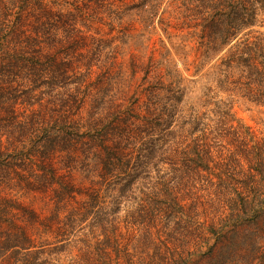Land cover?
<instances>
[{"label":"rangeland","instance_id":"374dc122","mask_svg":"<svg viewBox=\"0 0 264 264\" xmlns=\"http://www.w3.org/2000/svg\"><path fill=\"white\" fill-rule=\"evenodd\" d=\"M141 1L44 0L56 18L59 13L62 18L53 26L49 43L43 36L31 48L30 53H35L34 59L31 58L36 63V82H28L32 76L19 64V59H0V165L3 164L0 233L5 242L13 241L15 245L21 241L22 233L32 241L35 250L43 251L25 256L18 254L20 249L15 246L0 257V264H24L27 257L33 262L40 257L46 264H172L170 251L174 248L182 251L184 264L189 260L192 261L188 264H222L231 254L222 241L228 231L235 232L230 230L234 222L225 219L227 207L211 186L207 192L184 189L180 193L187 213L194 217L191 229H196V220L202 224L196 235L178 241L177 237L166 234L174 223L168 229L164 223L150 220L147 209L144 210L145 181L137 199L125 198L117 212L113 205L116 182L113 179L104 184L102 180L108 175L101 179L108 174L102 162L106 154L97 137L90 136L88 128L97 119L94 94L107 85L108 74L117 79L118 100L124 102L129 100L136 78L144 74V66L150 60L163 75L166 68L182 75L186 79L183 84L193 97L202 95L212 84L210 59H202L205 48L199 43L194 24L159 23L160 15L167 16L160 8L154 23L149 25L146 12L131 9L132 4ZM5 3L6 0H0V18L7 10ZM18 3V7L22 5L18 12L23 21L19 33L35 37V29L41 27V22L34 13L40 8L34 1L27 5ZM256 28L264 32V11H260ZM236 77L226 84L228 93L232 94L228 102L232 104L233 124H220L218 120L210 123V150L216 161L219 151L221 160L242 157L236 156L241 153L240 144L235 141L237 127L240 132L248 128L258 141H264V105L237 92ZM28 84L30 89H26ZM82 90L84 93L79 94ZM222 97L227 98L221 93ZM73 122L80 124L79 137L73 135L69 141L67 134L66 139L52 134L56 127L60 130ZM144 133L133 129L128 135H135L139 141L150 132ZM47 138L62 144L53 150L46 149L44 154L39 146L45 145L43 140ZM105 139L106 144L113 145L116 141L124 146L122 140L110 135ZM130 139L123 140L130 144ZM231 165L238 167L237 163ZM45 176L48 179L54 176L50 179L53 183ZM209 225L215 231L210 232L204 244L205 252L207 245L211 247L210 255L190 250L196 239L202 243ZM261 227L260 247L254 243L236 248L237 255L230 264H264V224ZM212 246L218 249L212 251L213 255Z\"/></svg>","mask_w":264,"mask_h":264},{"label":"trees","instance_id":"16d2710c","mask_svg":"<svg viewBox=\"0 0 264 264\" xmlns=\"http://www.w3.org/2000/svg\"><path fill=\"white\" fill-rule=\"evenodd\" d=\"M18 1L24 5L34 1L40 8L34 13L41 22V27L35 29V37L19 33L23 21L21 12H18L22 5L18 7ZM6 3L7 10H4L3 18H0V59H19V64H23V68L32 76V81L28 82L34 83L37 73L33 60L35 53H30L31 48H35V43L43 36L47 43L50 42V32H53V26L58 24L57 19L60 20L62 15L59 13L56 18V13L44 5V0H6ZM134 8L147 13L149 25L154 23L160 8L167 16L160 15L159 23L168 26L180 21L188 26L194 24L198 29L199 43L205 48L202 59H210L212 84L202 95L193 97L189 88L183 84L186 79L182 75L176 73V70L172 73L169 68H166L163 75L156 70L155 62L150 60L144 66V74L136 78L137 84L129 100L124 102L118 100L115 87L117 79L108 74L107 85L93 97L96 99L94 108L97 109V119L93 126L87 127L90 136L97 137L101 142L106 154L102 162L108 174L102 175L101 179L108 175L102 180L104 184L107 185L113 179L116 182L113 205L117 212L125 198L137 199L145 181L147 193L143 199L146 201L144 210L147 209L150 220L164 223L168 229L170 223H174L172 230H167L166 234L172 238L177 237L178 241L196 235L198 226L202 224L196 220V229H191L194 217L187 213L186 205L180 200V193L184 189H191L193 193L198 190L207 192L211 186L221 197L219 201L227 207L225 219L234 222L230 230L235 232L228 231L222 241L224 248L231 250L222 264H230L237 255L236 248L258 244L262 238L258 236V230H263L261 226L264 224V141H258L255 133L248 128L240 132V127H237L235 141L239 142L241 153L236 156L242 157L221 160L222 154L219 151V160L216 161V156L210 150V123L218 120L220 124H233L232 104L228 102L232 94L228 93L226 84L234 75L237 76L234 79L237 92L264 105V32L256 28L260 11H264V0H142L136 5L132 4L131 9ZM40 29L41 34L38 33ZM30 88V84L26 85V89ZM221 93L227 98H221ZM105 117L106 120L103 119ZM97 121H102V124H96ZM78 125L73 122L65 127L66 130L56 127L52 134L58 139H66L64 136L67 134L70 141L73 135L75 138L80 136ZM133 129L139 134H145V130L150 133L145 137L147 139L141 136L138 141L135 135H128ZM107 130L113 133L106 135ZM109 135L118 138V141L122 140L124 146L116 141L113 145L106 144L105 138ZM123 139H130V144ZM43 141L45 145H40L39 150L44 154L47 153L46 149L53 150L62 144L50 141L49 138ZM124 147H128V150H124ZM133 151L136 154L133 155ZM235 163L241 169L231 165ZM52 177L48 179L45 176V179L50 181ZM206 232L205 238H201L202 243L196 239L190 250L210 255L211 247L207 245L205 252L204 244H207L206 238L210 237V232H215L214 227L210 228L209 225ZM3 237L0 233V257L15 246L20 249L18 254L24 253L25 256H31L35 251L43 252L35 250L32 241L22 233L17 245L13 241L5 242ZM258 245L260 247L261 244ZM217 246H212L211 252L215 249L218 252ZM170 252L172 264H184L180 249L174 248ZM33 260L35 262L27 257L24 264L47 263L40 257Z\"/></svg>","mask_w":264,"mask_h":264}]
</instances>
